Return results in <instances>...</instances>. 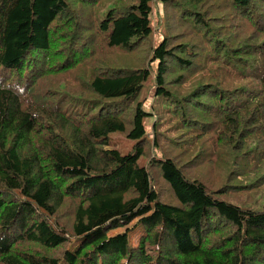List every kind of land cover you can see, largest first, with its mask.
<instances>
[{"label":"trees","instance_id":"trees-1","mask_svg":"<svg viewBox=\"0 0 264 264\" xmlns=\"http://www.w3.org/2000/svg\"><path fill=\"white\" fill-rule=\"evenodd\" d=\"M0 264H264V0H0Z\"/></svg>","mask_w":264,"mask_h":264},{"label":"rangeland","instance_id":"rangeland-1","mask_svg":"<svg viewBox=\"0 0 264 264\" xmlns=\"http://www.w3.org/2000/svg\"><path fill=\"white\" fill-rule=\"evenodd\" d=\"M159 6V10L161 11V6L158 3ZM154 8H156V6H154ZM84 68L91 74L89 67L87 66V64L84 65ZM153 95L152 93L148 96L147 100H152ZM145 106H148V104H146ZM133 141H130L126 138H124L121 134L116 133L113 134V140H112V145L111 147L113 149H117L119 150L122 154H127L128 152L131 151V147H132ZM155 185L157 186V188H159L162 185V181L160 180L159 177L155 178ZM164 188V186H163ZM167 201H170V197L168 195L165 196V198ZM129 242L131 246H135L137 244L138 238L144 233L143 229L141 228V226L134 221L133 223H131L129 226ZM124 229H119L116 231H113L111 233H109V235H115L117 233L123 232ZM80 241H75L72 245L71 250H73L75 253L78 251L79 247H80Z\"/></svg>","mask_w":264,"mask_h":264}]
</instances>
